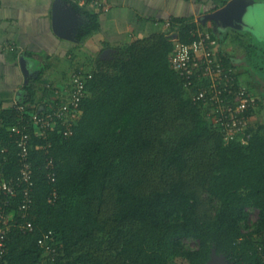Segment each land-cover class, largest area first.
Listing matches in <instances>:
<instances>
[{"label":"trees","instance_id":"obj_1","mask_svg":"<svg viewBox=\"0 0 264 264\" xmlns=\"http://www.w3.org/2000/svg\"><path fill=\"white\" fill-rule=\"evenodd\" d=\"M84 12L80 39L101 28L100 11L86 6ZM177 21L183 20L174 18L172 26ZM193 26H181V39H194ZM174 46L163 31L111 44L95 58L93 72L83 74L87 95L73 131L65 135L57 125L47 150V140L32 128L33 200L26 217L20 186L12 197L0 192V200L9 198L16 219H28L34 229H11L2 264H205L214 252L228 264H264L258 249L264 124L248 121L246 142L227 140L206 115L209 106L193 99L201 83L186 87L173 68ZM19 101L28 115L40 106L32 84ZM19 115L15 106L0 108V139L9 147L0 180L19 174L10 136ZM51 157L55 180L49 177ZM250 208L259 217L245 229ZM49 230L55 260L38 244ZM183 238L199 245L186 246Z\"/></svg>","mask_w":264,"mask_h":264},{"label":"crops","instance_id":"obj_2","mask_svg":"<svg viewBox=\"0 0 264 264\" xmlns=\"http://www.w3.org/2000/svg\"><path fill=\"white\" fill-rule=\"evenodd\" d=\"M227 1L106 0L105 7L101 8L82 5L76 0H0V108L14 106L29 84L36 89L39 104L52 100L57 88L64 89L70 84L74 70L79 67L78 57L85 52V43L92 44L99 52L111 44L129 42L157 31L181 34L183 24L193 23V28L208 36L223 68L236 74L253 95L248 121L264 124V69L260 73L261 67L254 69L242 49L245 45L241 46V34L252 33L248 16H253L254 8L263 6L264 9V0H250L252 4L244 12L240 27L223 28L213 19L203 18ZM57 2L70 11V36L63 37L54 31L53 9ZM82 6L100 11L101 21L100 30L85 39L78 37L79 28L87 20ZM174 18L183 21L172 26ZM168 21L170 28L166 26ZM261 24L264 22L260 20ZM223 54L229 59L228 64L223 63ZM74 59L78 60L76 67L71 65ZM63 61L68 68L61 67Z\"/></svg>","mask_w":264,"mask_h":264},{"label":"built area","instance_id":"obj_3","mask_svg":"<svg viewBox=\"0 0 264 264\" xmlns=\"http://www.w3.org/2000/svg\"><path fill=\"white\" fill-rule=\"evenodd\" d=\"M82 5L105 7L106 0H76ZM166 26L170 28L171 22ZM167 34L175 42L170 54L173 68L178 72L186 87L199 82V89L193 95L195 101H201L209 106L206 115L213 122L220 125L225 131L227 140L241 138L246 142L250 134L246 133L248 118L245 111L254 103V97L244 84L240 83L236 74L223 68L214 49L208 42V36L199 28L191 29L192 41H184L178 32L171 30ZM68 95V99H64ZM87 95V86L84 75L80 71L73 72L70 84L66 88H57L54 98L40 104L38 109L26 114V106L16 101L14 106L19 110V119L12 125L10 136L18 148L20 169L17 176L3 177L0 180V192L5 196H14L20 186L26 195L20 204L24 211L22 217H26V209L32 202L31 192L34 185L33 168L29 159L30 141L32 134H39L47 140L45 148L51 146L49 137L53 128L63 125V132L69 135L77 125L83 113L82 103ZM33 128V133H32ZM9 147L0 139V166L8 157ZM51 168L49 177L56 179L54 158L48 160ZM56 194V192L54 193ZM53 199V198H51ZM13 202L9 198L0 200V264L6 251L9 232L13 227L27 232L34 229V224L28 219L20 221L16 219L13 211ZM258 249L264 254V231L258 234ZM38 244L44 249L48 259L55 260L58 250L55 247L53 231L49 230L38 239ZM76 264H92L78 262Z\"/></svg>","mask_w":264,"mask_h":264},{"label":"rangeland","instance_id":"obj_4","mask_svg":"<svg viewBox=\"0 0 264 264\" xmlns=\"http://www.w3.org/2000/svg\"><path fill=\"white\" fill-rule=\"evenodd\" d=\"M255 10L252 11L253 16H248L249 25L252 27V33L246 32L245 34L242 33V45H245V48H242L244 53H246V59L248 63H251L254 69H259L260 71L263 68L264 69V24L260 25V20L264 22V9L263 6L254 8ZM259 19V22H258ZM89 43H85L83 46V51L87 54L85 55V52H82L80 56L78 57L79 67L78 69H75L74 71H80L83 74L84 73H92L95 68V58L100 54V52L107 51L109 48L103 47L99 52L94 50V46L91 44L89 47ZM89 47V48H88ZM74 63H71L72 66L76 67L77 65V59L73 60ZM61 67L68 68L67 62L63 61L60 63ZM262 75L264 76V71L262 72ZM64 99H68V95H64ZM259 217V210L257 208H250V215L245 223V229H253L254 224L257 222ZM183 242L186 246L189 247H197L199 245L198 240L194 238H183ZM180 260V258H179Z\"/></svg>","mask_w":264,"mask_h":264},{"label":"water","instance_id":"obj_5","mask_svg":"<svg viewBox=\"0 0 264 264\" xmlns=\"http://www.w3.org/2000/svg\"><path fill=\"white\" fill-rule=\"evenodd\" d=\"M250 0H228L224 5L207 13L203 18L213 19L219 26L223 28L240 27L244 12L251 6ZM70 11L59 2L54 4L53 9V27L54 31L60 36L69 35ZM28 74V70L26 72ZM205 264H228L222 255L213 253V257Z\"/></svg>","mask_w":264,"mask_h":264}]
</instances>
